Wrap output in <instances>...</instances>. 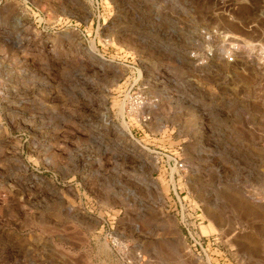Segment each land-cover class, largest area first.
Returning a JSON list of instances; mask_svg holds the SVG:
<instances>
[{
  "label": "rangeland",
  "instance_id": "rangeland-1",
  "mask_svg": "<svg viewBox=\"0 0 264 264\" xmlns=\"http://www.w3.org/2000/svg\"><path fill=\"white\" fill-rule=\"evenodd\" d=\"M203 27L264 43V0H0V264H264V51Z\"/></svg>",
  "mask_w": 264,
  "mask_h": 264
},
{
  "label": "built area",
  "instance_id": "built-area-1",
  "mask_svg": "<svg viewBox=\"0 0 264 264\" xmlns=\"http://www.w3.org/2000/svg\"><path fill=\"white\" fill-rule=\"evenodd\" d=\"M200 35L204 38L206 45L202 49V52L192 51L190 53L191 58L198 66L208 65L209 62L215 58H220L232 66L237 65L239 61L248 59L257 49L263 55L264 43L241 39L240 37L226 33L218 27H203L200 29ZM248 43L251 44L249 47L252 51H249V48L247 47ZM146 120L147 119L145 118V121ZM174 160L177 169L182 170L184 168V162L176 157ZM179 204L181 207V213L184 209H187L192 215V217H190V226H192L193 229H196L203 221L197 216L200 208L195 206V204L188 199H184V202L179 201ZM178 213L179 211H177V214ZM181 219L185 224L182 216ZM191 239L194 243L191 245L190 250H193L194 248V252L196 250L197 254L200 256L206 255L207 250L216 240L213 235H205L198 231H195V235H191ZM208 263L215 264L214 261L210 260Z\"/></svg>",
  "mask_w": 264,
  "mask_h": 264
}]
</instances>
